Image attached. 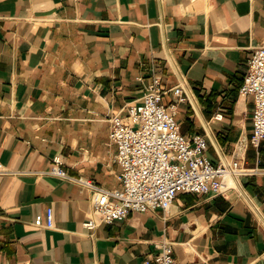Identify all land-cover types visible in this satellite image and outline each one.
Listing matches in <instances>:
<instances>
[{"label": "crops", "instance_id": "1", "mask_svg": "<svg viewBox=\"0 0 264 264\" xmlns=\"http://www.w3.org/2000/svg\"><path fill=\"white\" fill-rule=\"evenodd\" d=\"M264 45V0H0V264H143L172 245L178 264H264V139L240 94ZM152 73L206 156L256 172L225 193H180L167 210L84 225L92 191L121 189L110 117L143 101ZM218 114L222 116L217 117ZM54 211L53 227L46 222Z\"/></svg>", "mask_w": 264, "mask_h": 264}, {"label": "built area", "instance_id": "2", "mask_svg": "<svg viewBox=\"0 0 264 264\" xmlns=\"http://www.w3.org/2000/svg\"><path fill=\"white\" fill-rule=\"evenodd\" d=\"M165 92L161 77L152 73L143 101L130 104L125 117H110V140L117 145L115 160L120 165L121 189H104L92 181L75 178L64 169L61 155L53 157L50 174L79 181L92 191L93 217L84 222L87 228L123 220L132 212L165 211L180 193H225L236 187L240 175L256 172L243 167L237 155L222 163L207 157L204 135L186 136L180 131L176 113L185 99L181 87L173 89L169 104L162 102ZM240 94L254 99L249 141L258 148L264 139V45L256 47L248 60ZM8 172L0 162V173ZM34 223L53 227V208H47L45 223L41 215ZM152 258L157 264H178L167 242ZM143 264H151V259Z\"/></svg>", "mask_w": 264, "mask_h": 264}]
</instances>
